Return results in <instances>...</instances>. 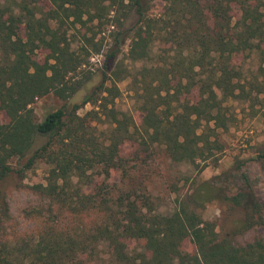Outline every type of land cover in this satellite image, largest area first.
Here are the masks:
<instances>
[{"label": "trees", "instance_id": "trees-1", "mask_svg": "<svg viewBox=\"0 0 264 264\" xmlns=\"http://www.w3.org/2000/svg\"><path fill=\"white\" fill-rule=\"evenodd\" d=\"M161 1L163 11L153 15V0H0V115L8 118L0 120V183L37 162L49 166L46 185L35 187L47 203L45 211L33 210L40 232L0 242V264H264L263 240L219 241L215 225L198 213L220 201L242 214L235 234L263 226V206L246 174L198 182L166 216L153 212L151 167L142 157L158 146L177 164L205 168L217 160L223 147L207 131L231 122L227 106L244 91L237 61L264 51V0ZM155 44L166 53L139 73L147 138L135 137L134 117L114 105L121 55L127 46L130 61L148 62ZM93 54L104 57L102 79L72 104L92 80L84 68ZM195 90V102L185 98ZM49 94L64 103L39 122L32 104ZM87 105L92 110L80 115ZM93 125H107L103 138ZM132 142L141 150L125 158L122 150ZM13 159L25 162L15 169ZM112 174L117 187L105 183ZM236 178L242 187L230 194ZM2 214L6 222L7 206ZM187 240L194 254L184 250ZM134 242L143 243L140 252L131 251ZM104 244L110 257L97 254Z\"/></svg>", "mask_w": 264, "mask_h": 264}, {"label": "rangeland", "instance_id": "rangeland-1", "mask_svg": "<svg viewBox=\"0 0 264 264\" xmlns=\"http://www.w3.org/2000/svg\"><path fill=\"white\" fill-rule=\"evenodd\" d=\"M163 5L161 0H153L151 14H160L163 11ZM106 36L108 37L109 33ZM107 37L104 42L105 45L110 44ZM79 39H81L80 35L77 41ZM100 39L101 37L97 38V40ZM80 44L82 45L81 42H76V45ZM153 49L152 59L148 62L134 63L130 61L127 46L121 55L123 74L120 76L122 80L116 82L119 96L114 105L117 110L134 117L137 124L135 125L136 129H134L135 137H140L142 134L147 138L142 125L141 102L138 101L139 95L142 94L141 92L140 94L137 93L141 89L140 82L142 80L139 73L145 68H150L155 62L161 61L164 53H166L165 50L160 51L159 44H155ZM45 55L39 53L40 58ZM103 61V55H92L89 64L84 68L92 80L74 96L71 100L72 104H80L93 87L100 83L102 73L105 70ZM237 63L238 68L242 71L244 91L227 106L226 116L231 122L226 129L207 131L209 135H217L218 138L216 139L223 147L217 155V160H210L205 168H202L204 165L202 163L200 166L188 163L177 164L171 161L165 151L158 146H153L149 153L142 154L143 158L148 157V164L151 167L147 186L152 209L155 210L153 212L166 216L175 213L198 182L211 180L213 177L228 171H232L233 175L239 178L241 174H246L249 177L251 186L264 211V158H260L264 153V51L249 53L239 59ZM126 75H129V78L123 80ZM137 77L140 79L138 82ZM196 92L195 90L192 96H185V98L195 102L198 99ZM63 103L56 95L49 94L36 99L32 107L37 120L42 122L49 113L60 108ZM90 110L92 107L87 105L80 110V115H84ZM0 120L2 123H6L8 118L1 114ZM93 127L97 129L94 131L95 136L99 138L105 136L107 125H93ZM214 139L215 137L212 138V140ZM46 140L47 138H42L41 141H38L36 148L43 145ZM140 148L139 142L128 143L123 148L122 154L125 158H129L133 152H139ZM24 162L13 159L11 164L15 169H18L23 166ZM239 167H241L240 172L237 171ZM48 171V164L40 161L31 170L25 171L22 177L13 173L0 183V242L29 240L40 232L41 219L39 218V220L34 215L33 210L44 209L45 211L47 203L39 196L35 187L46 185ZM239 178L230 181L229 188H227L230 194L242 187ZM105 180V183L111 186L120 185L115 174H112L110 179ZM6 206L8 207V220L1 222L2 211ZM198 213L205 221L215 225L219 241L227 240L235 246H243L256 240L264 241V225L244 234H235L236 223L241 219L242 214L229 204L215 201L207 204ZM83 222L87 223V220L84 219ZM142 247V242H134L130 245L131 251L140 252ZM183 247L190 254H194L196 251L195 246L189 240L184 242ZM97 254L105 258L110 257L108 245L99 246Z\"/></svg>", "mask_w": 264, "mask_h": 264}]
</instances>
